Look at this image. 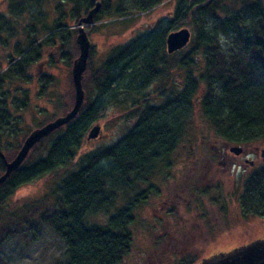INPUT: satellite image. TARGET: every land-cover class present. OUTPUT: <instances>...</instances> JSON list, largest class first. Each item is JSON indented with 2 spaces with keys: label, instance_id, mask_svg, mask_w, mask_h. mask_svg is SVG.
<instances>
[{
  "label": "trees",
  "instance_id": "trees-1",
  "mask_svg": "<svg viewBox=\"0 0 264 264\" xmlns=\"http://www.w3.org/2000/svg\"><path fill=\"white\" fill-rule=\"evenodd\" d=\"M164 1L99 0V11L85 32L89 35L98 29L95 24L99 21L103 26L117 22L130 28L138 15ZM44 2L10 0L8 10L17 18L26 12L31 14L33 25H22L24 33L33 35L30 53L35 62L49 47L46 65L53 66L58 59L70 67L78 52L75 26L93 2L57 0L53 6L55 16L48 23L40 14ZM233 3L174 0L167 27L160 30L162 19L158 20L154 27L110 47L96 65L89 53L84 75L87 71L89 74L82 82L85 97L79 113L37 142L23 163L0 184L2 209L18 188L61 171L58 181L43 196L52 198L51 205L38 218V223L49 227L64 245L53 264H121L132 248L135 211L153 189L152 185L141 189L140 184L148 183L157 170H169L170 156L186 134L198 94L202 116L224 144L239 147L264 140V0ZM0 19V30L11 33L10 22L1 14ZM181 27L191 31L190 41L168 54L165 37ZM93 47L91 44L90 52ZM175 74L181 78L180 85L174 80ZM11 76L10 69L1 77L11 80ZM54 80L53 75L43 74L37 81L39 91L35 96H53L49 89ZM69 95V103L63 104L56 95L51 102L65 112L73 102V94ZM154 99L161 102L151 103ZM4 102L1 100L0 108L5 107ZM14 107L23 111L27 104ZM110 108H117L120 117L132 120V125L117 142L82 151L88 131ZM57 115L37 122L34 128ZM0 116V151L4 159L10 160L31 128L25 133L17 128L21 116L14 121L3 118L4 114ZM3 171L0 157V173ZM195 185L192 183L186 192L192 195L197 210L203 209L200 203L218 204L223 199L219 185ZM39 201L21 205L24 220L36 211ZM236 202L243 220L264 218V164L243 177ZM100 214L105 216L103 223L93 219ZM25 222V229L33 228ZM17 231L9 225L1 226L0 245ZM155 243L153 248L158 246ZM177 261L173 264H189L188 260Z\"/></svg>",
  "mask_w": 264,
  "mask_h": 264
},
{
  "label": "rangeland",
  "instance_id": "rangeland-1",
  "mask_svg": "<svg viewBox=\"0 0 264 264\" xmlns=\"http://www.w3.org/2000/svg\"><path fill=\"white\" fill-rule=\"evenodd\" d=\"M173 1L166 0L151 11L138 15L130 28L117 22L103 26V22L99 21L95 24L99 28L88 35L94 45V53L90 52L91 62L96 65L110 47L126 42L139 31L154 27L158 20L162 19L163 27L160 30L167 27ZM240 1L228 0L233 4ZM5 2L6 0H0V14H3L5 21L10 22L13 33L18 34L31 14L26 12L18 18L14 17L10 15ZM55 2L57 0H45L42 4L44 7L40 14L45 16L44 23L54 18ZM5 35L2 33V36ZM8 43L5 48L0 47V68L5 65L11 51V43ZM70 67L59 61L46 69L55 78L54 86L49 89L53 91V96L48 93L45 97L37 98L35 94L30 105L25 110L18 111L17 115L22 120L17 128L23 130V133L30 128L32 130L37 122H43L54 113L63 115V108L51 101L58 96L63 104L69 103V94H72ZM86 75L83 77L84 81L87 79ZM180 79L175 74L177 85L181 84L178 82ZM153 90L154 88L149 91ZM197 97L187 121L186 134L170 156L169 170H157L148 183L140 184L141 189L147 190L148 185H152L153 189L144 204L135 211L136 221L131 226L132 248L121 264H173L180 259L188 260L189 264H198L202 258L213 253L264 238V218L243 220L236 202L243 177L264 164V155H261L264 152V140L241 146L246 154H234L229 150L231 145L224 144L214 135L200 112ZM159 102L161 101L157 99L151 101L153 104ZM43 109L46 111H42ZM132 123V120L120 117L117 108L108 109L106 116L98 123L100 133L94 139L85 140L82 151H92L117 142ZM28 133L29 131L26 135ZM61 175V171H58L23 185L7 199L5 207L0 209V227L9 225L14 231L18 230L2 241L0 264H53L54 259L62 254L64 245L61 240L55 237L49 227L38 223L41 212L52 202V198L43 199V196ZM189 182L190 185L195 183L196 188L219 185L223 199L218 204L200 203L203 209L197 210L192 195L186 192L190 187ZM35 201H39L36 211L25 219L33 228L27 230L22 210L19 209L22 204ZM93 219L103 223L105 216L100 214ZM154 242L158 245L156 248H153Z\"/></svg>",
  "mask_w": 264,
  "mask_h": 264
},
{
  "label": "water",
  "instance_id": "water-1",
  "mask_svg": "<svg viewBox=\"0 0 264 264\" xmlns=\"http://www.w3.org/2000/svg\"><path fill=\"white\" fill-rule=\"evenodd\" d=\"M93 2V7L82 16L77 25V33L75 36V43L78 46L77 55L73 58L70 67L71 81L73 85V102L71 107L63 113L57 115L50 121H47L43 126L33 128L24 137L19 149L17 150L14 158L4 162V171L0 174V184L18 168L28 156L30 150L34 145L39 142L43 137L54 132L71 121L80 111L85 97V92L82 86L84 72L87 67V61L90 53L91 42L85 26L93 22L94 14L99 11V0H90ZM191 31L187 27H181L175 31L169 32L165 37V49L168 54L184 48L190 41ZM100 124L93 125L87 133V140L94 139L100 133ZM243 147L233 145L229 150L234 154H239ZM261 155H264L262 151ZM4 159V155L0 153ZM198 264H264V238H259L247 244L240 245L229 250L219 251L212 255L202 258Z\"/></svg>",
  "mask_w": 264,
  "mask_h": 264
},
{
  "label": "flooded vegetation",
  "instance_id": "flooded-vegetation-1",
  "mask_svg": "<svg viewBox=\"0 0 264 264\" xmlns=\"http://www.w3.org/2000/svg\"><path fill=\"white\" fill-rule=\"evenodd\" d=\"M5 3L7 4L6 8H9L8 4L10 0L9 2L6 0ZM27 25H33L31 17L27 20ZM11 31V33H8L0 30V47L5 48L9 45L8 42L11 43L10 54L7 56L5 65L0 68V102L1 100L5 101V107L0 108V115L4 114L5 116L3 118L14 121L18 117V111L14 109V105L26 103L27 106H29L30 102L35 97L34 95L39 91V84L37 81H39L43 74H48L46 69L49 66L46 64L51 50L49 47H45L43 56L40 60L38 59V61L35 62L33 55L30 53L33 47V43L30 44L33 40V35H31V33H24L23 29L18 34L13 33V28H11ZM2 33L6 35L2 36ZM54 53H56V51H54ZM56 61L59 62L58 59H56ZM10 69L12 75L11 80H3L1 76ZM0 153L2 152L0 151ZM246 153L247 152L242 149L238 155ZM2 160L4 163L6 159L2 158Z\"/></svg>",
  "mask_w": 264,
  "mask_h": 264
}]
</instances>
